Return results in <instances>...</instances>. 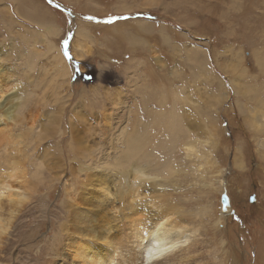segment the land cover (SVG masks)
Masks as SVG:
<instances>
[{
    "label": "rangeland",
    "instance_id": "374dc122",
    "mask_svg": "<svg viewBox=\"0 0 264 264\" xmlns=\"http://www.w3.org/2000/svg\"><path fill=\"white\" fill-rule=\"evenodd\" d=\"M0 68L10 81L0 110L18 106L10 137L0 136V173L18 159L17 183L37 184L11 219L16 247L51 257L69 188L80 194L86 180L117 181L146 163L150 177L168 176L172 202L198 213L182 215L204 236L191 264H264V0H0ZM148 180L147 201L162 205Z\"/></svg>",
    "mask_w": 264,
    "mask_h": 264
},
{
    "label": "bare ground",
    "instance_id": "6f19581e",
    "mask_svg": "<svg viewBox=\"0 0 264 264\" xmlns=\"http://www.w3.org/2000/svg\"><path fill=\"white\" fill-rule=\"evenodd\" d=\"M85 32L80 33L77 31V34L82 35ZM47 46L49 49L53 50L52 59L54 63L58 65V73L62 76H66L68 69L65 65V60L60 54L59 48L57 47L56 50L54 48V43L50 40L47 41ZM80 46L79 42L76 44L72 41L70 53H72L73 56L82 57L84 52L80 51ZM54 50L56 51L54 52ZM1 71L2 68H0V101L3 97V92L6 90L5 87L8 86V83L10 82H8V78L7 81H5V76L2 75ZM16 97L14 98L16 99ZM12 106L15 108L9 112L2 113V110H0V136H5L6 138L10 137L8 133L9 127H6V121L12 119L11 112L17 110L18 108L17 105L12 104ZM185 143H187V145H185V151L188 154L195 150L193 149V146H195L194 140H187ZM80 146L78 147L79 150ZM85 150L89 151L87 148ZM23 163L18 159H13L7 163L6 171L0 173V202L2 204L1 199L5 198L6 205L8 207L5 213L6 217H2L4 210L0 204V264H191L192 262L190 263L189 260H192L194 257L190 255V249H195V247L204 243L202 242V238L204 236H201L203 232H201L202 228L200 227L201 224L198 221L199 218L196 217V221H198V223L195 222L196 225L191 223L192 225L189 226L186 223L185 218L182 216H190L195 221L194 218L198 213L191 212L190 210L187 211V209H185L178 201L172 202L173 194L171 191H168V187L165 184V180L168 176L161 179L158 178V176L150 177L149 175H151V172L149 170L154 169L153 167H149L146 163L140 165L132 164L130 167L119 173L120 178H118L117 181L108 182L106 180H101L93 182L86 180L80 183L82 186L80 194L75 192L74 189L69 188L70 195L67 202V208L69 210L67 209V216L63 218H67V221L63 224H57L59 225V233H57L56 230L58 235V239L56 237L58 246L51 257L47 256V252L45 251L47 249H45L44 252L40 251L41 254L39 255L35 253L33 255L35 257L34 258L31 255L33 254L32 250L34 245L16 247L12 242L14 232L13 230L8 231V229L13 225L11 219L14 217L16 212L15 210L19 211L27 200L29 201L33 198L32 195L37 190V184L33 183L31 187L28 186L27 191L25 190L27 187L24 188L23 185L17 183L18 179L26 178V172L22 169ZM97 163L98 162L95 164L96 167L100 168V164L102 162ZM110 166L107 167L110 168ZM121 166H123V164ZM93 169L95 170L94 167ZM110 170H112V168H110ZM111 172L109 171V174ZM168 172L172 173L173 170L169 168ZM101 174L106 175L107 173ZM111 176L112 175L109 177ZM148 179L152 180V182H149V185L153 188L152 192L154 193V191H156L159 194L158 196L163 197L162 205H154V202L149 199V201H147V197L149 195L145 192L146 187H144V184ZM156 187H158L157 190L159 191L156 190ZM76 189L78 188H75V190ZM86 190L90 191L86 192ZM92 190L94 192L96 191V195H93ZM222 193L226 194V191L223 190ZM195 200L194 202H196ZM199 200V202L202 201L201 199ZM225 202H227V200H225ZM189 203H187V205ZM220 206V210H222V212L230 211L228 203H225L224 205L221 204ZM192 207L194 208V206ZM200 209L203 213L205 211H209V207L207 205L206 207H201ZM219 214L221 215H216V225H220L218 221L221 220L223 217L222 215H224L221 212ZM199 216L200 214L198 217ZM214 218L216 219V217ZM51 225L53 226V224ZM34 235V231L32 233L29 232L28 241ZM23 238L26 239L27 236ZM54 238L55 236L53 239ZM47 241H44V244H46ZM45 246L48 247L47 244ZM195 251L200 252V250ZM205 251L208 250L205 249ZM200 255L202 254H197V256ZM29 256L33 259V262L31 260V262L29 261ZM197 260H203V257H197ZM27 261L28 263H26ZM195 261L196 260L193 262Z\"/></svg>",
    "mask_w": 264,
    "mask_h": 264
},
{
    "label": "water",
    "instance_id": "95a60500",
    "mask_svg": "<svg viewBox=\"0 0 264 264\" xmlns=\"http://www.w3.org/2000/svg\"><path fill=\"white\" fill-rule=\"evenodd\" d=\"M225 200H227V202H225ZM220 203L222 205H224L225 203H228V197L226 196V194H223V193L221 194V196H220Z\"/></svg>",
    "mask_w": 264,
    "mask_h": 264
},
{
    "label": "snow or ice",
    "instance_id": "6c2138e0",
    "mask_svg": "<svg viewBox=\"0 0 264 264\" xmlns=\"http://www.w3.org/2000/svg\"><path fill=\"white\" fill-rule=\"evenodd\" d=\"M65 43H67V41H64Z\"/></svg>",
    "mask_w": 264,
    "mask_h": 264
}]
</instances>
